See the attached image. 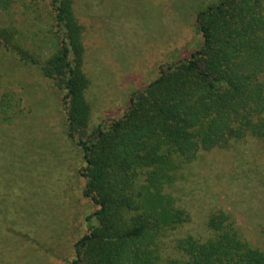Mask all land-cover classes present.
<instances>
[{
	"label": "rangeland",
	"instance_id": "374dc122",
	"mask_svg": "<svg viewBox=\"0 0 264 264\" xmlns=\"http://www.w3.org/2000/svg\"><path fill=\"white\" fill-rule=\"evenodd\" d=\"M216 1L72 0L88 80L85 137L120 118L163 67L199 47L196 13ZM60 38L51 0H10L0 9V39L34 60L0 47V264H69L73 243L95 224L98 206L83 195V150L66 132L64 90L37 66ZM162 187L186 214L160 237L163 258L177 255V238L210 236L217 211L264 251V137L246 134L175 161Z\"/></svg>",
	"mask_w": 264,
	"mask_h": 264
},
{
	"label": "trees",
	"instance_id": "16d2710c",
	"mask_svg": "<svg viewBox=\"0 0 264 264\" xmlns=\"http://www.w3.org/2000/svg\"><path fill=\"white\" fill-rule=\"evenodd\" d=\"M9 2L0 0V9ZM263 2L217 0L200 8L199 47L163 67L133 94L120 118L85 137L89 107L81 27L72 0H51L61 38L58 50L37 66L64 90L67 136L85 160L83 195L98 206L95 224L73 243L69 264H264V251L252 246L224 211L208 219L206 239L177 238L175 257L163 258L158 250L166 227L186 218L162 190L175 161L246 134L264 137ZM0 47L34 62L1 39Z\"/></svg>",
	"mask_w": 264,
	"mask_h": 264
}]
</instances>
